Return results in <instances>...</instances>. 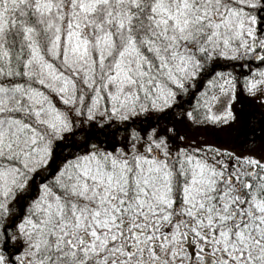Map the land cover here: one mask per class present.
Instances as JSON below:
<instances>
[{"label": "snow or ice", "instance_id": "obj_1", "mask_svg": "<svg viewBox=\"0 0 264 264\" xmlns=\"http://www.w3.org/2000/svg\"><path fill=\"white\" fill-rule=\"evenodd\" d=\"M0 264H264V0H0Z\"/></svg>", "mask_w": 264, "mask_h": 264}]
</instances>
